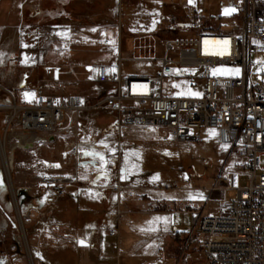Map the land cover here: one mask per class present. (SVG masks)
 Masks as SVG:
<instances>
[{
  "label": "built area",
  "instance_id": "1",
  "mask_svg": "<svg viewBox=\"0 0 264 264\" xmlns=\"http://www.w3.org/2000/svg\"><path fill=\"white\" fill-rule=\"evenodd\" d=\"M237 1L239 20L227 30L201 28L200 17L194 14L190 23L197 28L192 34L168 37L160 51L151 48L146 55L136 56L158 65L150 74H124L121 57L116 65L69 69L66 73L75 77V85L81 75L95 84L115 85L114 91L106 87L95 102L78 94L47 95L36 88L14 91L0 85V112L7 115L0 134V155L4 157L0 188L7 186L15 199L21 189L32 195L40 188L45 202L52 205L67 189L77 186L79 170L84 167L80 153L92 141L80 120L86 112L114 111L121 136L129 127L139 126L162 143L200 142L198 130H216L221 144L246 150L249 186H241L239 171H221L209 192L210 196L222 192V214L203 217L193 201V223L203 233L202 247L209 264H264V85L253 83L250 62L252 53L264 55V0ZM218 6L225 7V2L220 0ZM120 9L117 3L111 10L119 27ZM102 44L121 50V33L107 34ZM221 65L241 66L242 76L212 74V68ZM180 85L203 93L174 90ZM18 153L29 158L20 159ZM104 155L120 158V147L109 148ZM20 171L34 175L35 186L14 188L12 176ZM230 191L234 192L232 199L227 197ZM22 218L25 224L31 222L30 215Z\"/></svg>",
  "mask_w": 264,
  "mask_h": 264
},
{
  "label": "rangeland",
  "instance_id": "2",
  "mask_svg": "<svg viewBox=\"0 0 264 264\" xmlns=\"http://www.w3.org/2000/svg\"><path fill=\"white\" fill-rule=\"evenodd\" d=\"M219 1L192 0V3H189V0H121L122 20L119 27L113 14L111 18H99L93 23L81 24H75L69 20L59 23L57 20L50 19V16L46 19L25 18L22 20L23 8L22 5L18 6L20 0H0V85L14 91L23 87L36 88L43 90L47 95L78 94L87 101L95 102L98 100L97 95L101 89L109 87L114 91L115 85L95 84L83 75L79 76V84L75 85L74 76L66 73L61 67L53 66L55 63L49 60L53 52L67 55L66 60H71L79 69L87 63H92L97 56L115 65L120 63V57H122L121 66L124 74H150L158 65L136 59L137 39L140 36H150L151 42L144 46L148 49L157 48L160 51L164 40L168 37L189 35L194 32L197 27L190 23V17L194 14L199 15L201 28L227 30L239 20L240 7L237 0H223L225 7L221 8L218 6ZM5 6L7 8L4 16L2 10ZM226 9L229 10L227 13H225ZM106 32L116 36L121 33V50L118 47L102 50L101 41L106 39ZM143 39L145 38L141 41ZM100 59H98L99 62ZM250 62L254 65L253 83L264 85V75L262 79H259L260 74L264 73V55L252 53ZM216 69L220 70L216 72L217 76H242L241 66H216L212 68V74ZM235 69H239V74H235ZM56 77H59L58 82L55 80ZM188 88V85H180L174 90L192 95L203 93L202 89ZM96 114L84 115V117L89 116L87 122L90 124L87 131L96 134L100 147L118 142L120 140L118 123L99 122L95 119ZM137 127H129L123 135V157L120 164L127 166L128 162L132 161L130 156L135 153L138 156L136 165L139 170L150 173L152 179L162 184L164 188L167 187L168 191L172 190L171 187L175 180L183 182L187 176L195 181L208 178L210 183L214 184L215 179L222 172L229 174L233 171L241 173L242 187L249 186L244 168L247 160L246 150L243 148L232 150L231 146L221 144L216 130H198L202 137L201 141L186 144L159 143L152 134L151 136L142 135V142L133 149L127 145L128 138L132 129ZM17 156L20 159L29 158L28 155L22 153H18ZM117 163H119L118 160L109 163L112 166V173L114 169H118ZM2 167L3 159L0 155V169ZM92 167L95 168L90 165L89 170ZM80 178H82V173ZM11 181L14 188H22L25 185L35 186L34 175L23 171L13 174ZM36 190L42 191L40 188ZM23 193L25 192L21 189V196L15 199L7 186L0 188V264H42L43 257L52 256L50 247L59 245L57 243L60 240L55 236L51 223L63 222L60 215L58 214L51 222L49 212L53 208H47L40 214L38 220L29 225L25 224L22 217L29 209L30 203L28 196ZM227 197L232 199L234 192H228ZM37 203L39 204L36 207L38 209L46 204L40 199ZM117 205L118 201L115 199L112 212H117ZM219 207L220 203L210 198L205 215L207 213L215 215ZM36 208L32 211L33 216L37 214ZM193 228V224L187 223V232L190 233ZM182 255L183 250L181 249L178 257L166 260L167 264H189L190 254ZM193 258L196 256L193 255ZM195 264H209L202 251L201 261Z\"/></svg>",
  "mask_w": 264,
  "mask_h": 264
},
{
  "label": "crops",
  "instance_id": "3",
  "mask_svg": "<svg viewBox=\"0 0 264 264\" xmlns=\"http://www.w3.org/2000/svg\"><path fill=\"white\" fill-rule=\"evenodd\" d=\"M117 3L121 7V0H20L18 6L22 5L23 8L22 20L46 19L50 16V19L59 23L69 20L81 24L93 23L99 18H111V10ZM6 8L7 6L2 10L4 16ZM107 34L110 33L106 32L105 38ZM142 38L145 39L141 41ZM138 39L139 44L137 43L135 47L136 56L146 55L149 49L144 45L151 42L152 38L140 36ZM102 42L103 40L102 50L109 48L104 47ZM66 58L67 55L61 52H53L49 60L55 63L54 67H61L65 72L69 69L81 71L89 64H112L111 61L105 62L97 56L92 63L85 64L80 70ZM39 91L44 93L43 90ZM91 113H97L95 119L99 122L118 123L114 111L88 112L80 116L86 131L90 123L87 122L89 116L84 117V115ZM6 121V113L0 112V134L3 133ZM87 133L91 135L92 141L83 145L80 153L82 155L80 164L84 167L79 170V185L67 189L65 195L54 204L49 205L45 202L41 209L36 207L39 205L38 199L45 201L43 191L35 189L32 195L23 193L28 196L30 203L25 214L31 217L29 223L38 220L40 214L47 208H53L50 214L48 213L51 222L58 214L63 221L59 224L51 223L55 236L60 241L57 243L59 245L50 247L52 256L43 257L42 264H167L166 260L178 257L181 249L182 256L186 253L190 254L189 264L200 262L201 251L204 253L202 247L204 237L201 230L193 223L191 212L196 208L191 206V202L197 203V209L202 212L203 217L218 216L222 214V192L210 196L209 189L213 186V182L210 183L208 178L195 181L190 176H187L183 182L175 180L172 190L168 191L167 187L164 188L162 184L156 183L150 173L139 170L136 165L138 156L131 155L132 161L125 167L121 166L123 136L119 134L118 142L108 144L107 148H104L100 147L96 134L89 131ZM142 135L151 136L143 128H133L127 145L135 149L142 142ZM150 139L153 140L152 137ZM113 147H120V158L105 157L104 152ZM93 151L103 153L108 161L118 160V169L113 167L115 171L112 173V166L109 163L104 164L99 158L94 159L90 155H85ZM133 164L136 165L135 168L132 167ZM90 165L95 168L89 170ZM81 173L82 178H80ZM124 176L127 178L123 179ZM210 198L220 203L215 215L210 213L205 215ZM115 199L118 201L116 213L112 212ZM35 208L37 214L33 216L32 211ZM187 223L194 225L190 233L186 231ZM79 241L85 242V245L80 246ZM193 255L196 258H193Z\"/></svg>",
  "mask_w": 264,
  "mask_h": 264
},
{
  "label": "snow or ice",
  "instance_id": "4",
  "mask_svg": "<svg viewBox=\"0 0 264 264\" xmlns=\"http://www.w3.org/2000/svg\"><path fill=\"white\" fill-rule=\"evenodd\" d=\"M189 3H192V0H189ZM228 11H229V10L226 9V10H225V13H227ZM232 11H234V9H232ZM154 23H155V22H154ZM92 31H95V29H92ZM218 71H220V70H219V69L213 70V74L215 75L216 72H218ZM234 72H235V74H239V69H235ZM25 95H26V97H27L29 94L26 93ZM33 95H34V94H33ZM102 143H103V142H102ZM104 147L107 148V145L105 144ZM110 151H112L113 154H114V151H115V150H114V149H110ZM85 155H90V156H92L94 159H95V158H99V160H100L102 163H104V164L111 163V161L106 160L105 157H104V155H103V153H100V152L93 151V152H90V153H85ZM132 155H136V154L133 153ZM126 159H127V155H126ZM55 167H59V165H55ZM132 167L135 168L136 165L133 164ZM83 178H86V177H83ZM122 178H123V179H126L127 176H124V177H122ZM156 219L159 220L160 218H156ZM150 223H151V222H150ZM150 230H155V229H150ZM80 243L83 244L84 242H83V241H80Z\"/></svg>",
  "mask_w": 264,
  "mask_h": 264
},
{
  "label": "trees",
  "instance_id": "5",
  "mask_svg": "<svg viewBox=\"0 0 264 264\" xmlns=\"http://www.w3.org/2000/svg\"><path fill=\"white\" fill-rule=\"evenodd\" d=\"M105 91H106V89L104 88V89H101L100 90V92L98 93V99L100 98V97H102L104 94H105ZM97 112V111H96ZM86 113H88V112H86ZM84 114V113H83Z\"/></svg>",
  "mask_w": 264,
  "mask_h": 264
},
{
  "label": "water",
  "instance_id": "6",
  "mask_svg": "<svg viewBox=\"0 0 264 264\" xmlns=\"http://www.w3.org/2000/svg\"><path fill=\"white\" fill-rule=\"evenodd\" d=\"M10 160H11V166H12V164H13V156H11V159ZM78 243H79L80 246L85 245V242L83 244H81L80 241H79Z\"/></svg>",
  "mask_w": 264,
  "mask_h": 264
},
{
  "label": "bare ground",
  "instance_id": "7",
  "mask_svg": "<svg viewBox=\"0 0 264 264\" xmlns=\"http://www.w3.org/2000/svg\"><path fill=\"white\" fill-rule=\"evenodd\" d=\"M10 159H11V158H10ZM10 159H9V161H8V163H9L8 165H9V166H11V165H10V164H11V160H10ZM3 161H4V157H3ZM7 172H8V170H7ZM9 177H10V176H9Z\"/></svg>",
  "mask_w": 264,
  "mask_h": 264
}]
</instances>
